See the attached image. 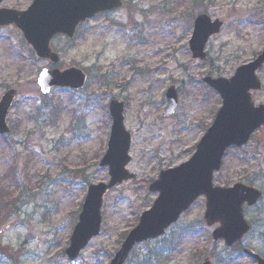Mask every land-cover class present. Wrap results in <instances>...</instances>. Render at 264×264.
Instances as JSON below:
<instances>
[{
    "label": "rangeland",
    "instance_id": "rangeland-1",
    "mask_svg": "<svg viewBox=\"0 0 264 264\" xmlns=\"http://www.w3.org/2000/svg\"><path fill=\"white\" fill-rule=\"evenodd\" d=\"M32 0H4L26 8ZM128 2L131 0H127ZM207 14L223 26L209 38L202 60L193 59L188 42L195 16ZM59 69L78 67L87 75L73 92L53 88L42 95L36 84L37 59L12 25L0 28V98L16 96L7 115L9 134L0 135V264H109L122 239L148 210L156 193L148 191L158 173L186 162L220 106L203 77L232 76L264 46V0H132L124 9L84 22L72 43L61 37ZM262 88L253 104L264 105ZM177 91L178 107L164 117V93ZM124 103V126L131 134L126 165L132 179L104 195L99 234L70 261L65 254L88 185L106 182L99 161L107 146L111 100ZM241 183L262 192L244 208L251 230L241 241L264 257V125L249 142L227 150L213 184ZM15 208L9 209V202ZM199 197L166 232L133 247L125 264H255L242 252L214 241L215 226L203 219ZM31 232L37 239L25 240Z\"/></svg>",
    "mask_w": 264,
    "mask_h": 264
},
{
    "label": "water",
    "instance_id": "water-1",
    "mask_svg": "<svg viewBox=\"0 0 264 264\" xmlns=\"http://www.w3.org/2000/svg\"><path fill=\"white\" fill-rule=\"evenodd\" d=\"M120 6L119 0H33L24 11L0 8V27L14 25L37 57L56 64L57 54L49 45L53 36L60 34L72 38L79 23ZM221 26V21H212L206 14L195 17L189 40L193 58L205 57L204 47L208 38L217 34ZM263 65L264 47L252 61L239 66L229 79L204 78L222 100L212 124L186 162L161 171L157 179L149 184L148 190L158 194L151 207L141 213L137 225L129 231L110 264H123L135 244L161 236L200 196L205 197L203 218L206 224L211 226L218 223L212 231L213 240H223L230 247L248 232L243 205L255 204L261 192L241 183L231 187L214 186L212 178L213 173L220 169L225 150L231 146L245 145L251 134L264 124V105L255 107L250 94V90L261 88L256 71ZM86 79L85 73L78 68H53L41 70L36 82L41 93L48 94L52 87L79 90ZM165 96L167 107L164 116L168 117L177 107L175 89L168 88ZM14 97L15 90L9 89L0 98V135L9 132L6 117ZM108 110L112 122L100 166L108 167L109 180L107 183L90 184L87 188L78 221L65 250L70 260L99 233L100 208L105 192L133 176L125 169L130 160V135L123 125V103L112 100ZM35 239V235L27 233L26 241ZM243 253L255 260L256 264H264V259L253 251L244 249ZM201 264H211V261L205 258Z\"/></svg>",
    "mask_w": 264,
    "mask_h": 264
},
{
    "label": "flooded vegetation",
    "instance_id": "flooded-vegetation-1",
    "mask_svg": "<svg viewBox=\"0 0 264 264\" xmlns=\"http://www.w3.org/2000/svg\"><path fill=\"white\" fill-rule=\"evenodd\" d=\"M4 0H2L1 1V3L3 2ZM121 2H122V4H121V8H119V9H117V10H114L113 12H115V11H118V10H120V9H124L125 7H127L128 6V4L129 3H131L132 2V0L131 1H127V0H121ZM1 3H0V7H7V6H3V5H1ZM11 8H15V7H11ZM15 9H18V8H15ZM26 8H22V9H20V10H25ZM105 14H109V13H105ZM104 14V15H105ZM98 16H100V15H98ZM97 17V16H96ZM82 25V24H81ZM81 25H79L78 27H77V30H76V33H75V36H74V38H73V40H69L67 37H62L61 36V38H63L64 40H65V43H72V42H74V40L76 39V37L78 36V30H79V28H80V26Z\"/></svg>",
    "mask_w": 264,
    "mask_h": 264
},
{
    "label": "trees",
    "instance_id": "trees-1",
    "mask_svg": "<svg viewBox=\"0 0 264 264\" xmlns=\"http://www.w3.org/2000/svg\"><path fill=\"white\" fill-rule=\"evenodd\" d=\"M0 204H6V203H3V201H0ZM15 204H16L15 201H11V202H9V209H8V211H11L12 209H14V208H15ZM232 250H233V251H236L237 253H240V252H241V246H240V244H239V243L235 244V245L233 246ZM209 257H210V258L213 257L214 260H216V257H214L213 254H211Z\"/></svg>",
    "mask_w": 264,
    "mask_h": 264
}]
</instances>
